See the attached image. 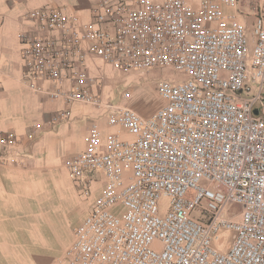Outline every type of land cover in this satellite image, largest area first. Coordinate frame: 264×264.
<instances>
[{"label":"built area","instance_id":"built-area-1","mask_svg":"<svg viewBox=\"0 0 264 264\" xmlns=\"http://www.w3.org/2000/svg\"><path fill=\"white\" fill-rule=\"evenodd\" d=\"M250 3L251 36L223 13L238 0L198 9L184 0H100L89 21L56 5L22 16V84L97 108L133 138L104 142L91 122L85 150L64 161L83 198L98 176L102 187L58 264H264V0ZM91 56L124 73L170 69L183 79L160 81L164 105L143 118L93 93ZM17 145L0 134L3 148ZM232 204L242 209L236 217L227 216Z\"/></svg>","mask_w":264,"mask_h":264},{"label":"crops","instance_id":"crops-1","mask_svg":"<svg viewBox=\"0 0 264 264\" xmlns=\"http://www.w3.org/2000/svg\"><path fill=\"white\" fill-rule=\"evenodd\" d=\"M100 0H24L12 3L0 0V134H12L18 145L12 150L0 146V264H58L63 252L74 239V229L85 218L89 206L98 196L102 183L98 176L91 187L92 193L83 198L64 167V160L85 150L88 126L98 122L104 142L118 134L122 140L133 138L118 128L107 126L103 111L82 104L66 105L26 88L21 81L23 62L19 34L25 29L22 16L33 9L56 5L76 14L83 21L91 19L93 7ZM134 4L139 0H113ZM160 1V0H151ZM198 9L205 0H184ZM229 22L246 27L251 36L255 15L250 0H238L235 8L222 7ZM88 73L96 78L93 93L104 101L119 104L143 118H149L164 105L158 96L156 108H142L130 98L139 93L127 80L138 82L146 75L158 79L179 77L172 70L154 73H124L90 57ZM117 77L120 80H117ZM129 97L125 98V94ZM69 111V120L58 124L52 118ZM64 170L71 183L69 190L60 189L55 174ZM83 209L80 219L74 212ZM62 238L67 243L60 246ZM60 264H65L64 262Z\"/></svg>","mask_w":264,"mask_h":264},{"label":"rangeland","instance_id":"rangeland-1","mask_svg":"<svg viewBox=\"0 0 264 264\" xmlns=\"http://www.w3.org/2000/svg\"><path fill=\"white\" fill-rule=\"evenodd\" d=\"M161 70H169V69H154V70L148 71L146 73H152V72L154 73V71H161ZM169 71H171V70H169ZM174 78L175 77L172 76L169 79H158L156 75L150 74V75H146L143 79H141L139 81V83L135 82L134 80L128 79L127 81L129 83H133L131 88H133L134 91L137 90L139 92V93H136L135 96L131 97L130 100L131 101H137V103L142 108H146V109H147V107L156 108L158 106L159 99L153 92L155 86H157V84L160 81L173 80ZM178 79H180V80L183 79V76L179 75ZM117 80H120V78L117 77ZM55 175H56L55 176L56 180L60 183V185H59L60 189L62 188L65 190H69L71 188V183L67 177L66 171H64V170L59 171L58 170V172H56ZM160 205L163 208V210L166 211L168 206H169V200L166 198L162 199L160 202ZM241 211H242V209L239 205L232 204L227 209V216L236 217L241 213ZM77 212L78 213L74 212L73 218L79 219V217H80V219H81L82 215H83V209L81 208ZM223 236H224V246L221 249V251L226 253L227 245L231 244V242H232L231 241L232 240V234L231 233H225ZM67 239L68 238H62L61 242H60V246H58V247H61L62 245L66 244L67 241L69 240V239L68 240Z\"/></svg>","mask_w":264,"mask_h":264},{"label":"water","instance_id":"water-1","mask_svg":"<svg viewBox=\"0 0 264 264\" xmlns=\"http://www.w3.org/2000/svg\"><path fill=\"white\" fill-rule=\"evenodd\" d=\"M255 114L257 115L258 113H257V112H255Z\"/></svg>","mask_w":264,"mask_h":264}]
</instances>
